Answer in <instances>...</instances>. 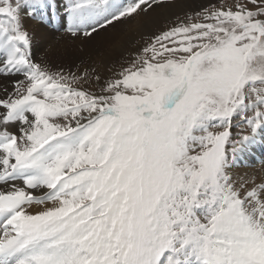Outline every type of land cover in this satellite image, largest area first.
Instances as JSON below:
<instances>
[{"label": "snow or ice", "instance_id": "1", "mask_svg": "<svg viewBox=\"0 0 264 264\" xmlns=\"http://www.w3.org/2000/svg\"><path fill=\"white\" fill-rule=\"evenodd\" d=\"M171 0H0V264H264V0H205L106 69L34 58ZM66 25V27H65Z\"/></svg>", "mask_w": 264, "mask_h": 264}, {"label": "bare ground", "instance_id": "2", "mask_svg": "<svg viewBox=\"0 0 264 264\" xmlns=\"http://www.w3.org/2000/svg\"><path fill=\"white\" fill-rule=\"evenodd\" d=\"M204 2L205 0H171L170 3L155 6L154 11L150 10L133 19L117 22L116 27L110 26L107 31L102 30L94 39L71 37L65 28L60 27L59 21L41 23L42 25L36 24V21L31 19L26 22L28 27L32 26L29 27L32 34V50L38 62L65 69L73 64H83L87 67H90L88 66L90 64L92 68H100L99 72L102 74H108L106 69L112 66L118 67V62L129 58L134 49H138L144 43L148 35L158 32L177 16L195 11ZM36 50L40 53L35 54ZM69 57H76L77 61L67 64L66 59ZM263 155L264 148L257 147L245 158L247 162L255 156L258 160H262L254 167L255 172L260 174L264 172ZM245 168L243 167V172H253L252 168H248L249 171Z\"/></svg>", "mask_w": 264, "mask_h": 264}, {"label": "rangeland", "instance_id": "3", "mask_svg": "<svg viewBox=\"0 0 264 264\" xmlns=\"http://www.w3.org/2000/svg\"><path fill=\"white\" fill-rule=\"evenodd\" d=\"M125 2H126V0H125ZM35 23V22H34ZM36 24H38V25H42L40 22H38V21H36ZM30 28L32 27V26H29ZM78 49V48H77ZM76 50V49H75ZM78 50H80V49H78ZM138 49H134V52L133 53H135L136 51H137ZM40 53V51H35V54H39ZM74 61H77V58L76 57H69V58H67L66 59V63L67 64H69V63H71V62H74ZM89 64V63H88ZM88 66H90V68H92L93 66L92 65H88ZM98 71L100 70V68L98 69V67H95ZM101 73V72H100ZM102 74V73H101ZM102 75H107V74H102ZM250 154V153H249ZM248 154V155H249ZM264 156V155H263ZM251 158H252V156H251ZM262 160H258L257 158H256V156L255 157H253V159H250L248 162L247 161H245V159L244 160H242L240 163H241V167L238 169V172H243V167H246L245 169H247V171H249L251 168L253 169V172H251V173H249V174H256V175H264V172L262 173V174H260V173H257V172H255L256 170L254 169V167L256 166V165H259L258 163L259 162H261ZM249 164V165H248ZM248 168H250V169H248ZM263 171H264V169H263Z\"/></svg>", "mask_w": 264, "mask_h": 264}]
</instances>
